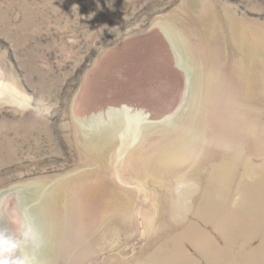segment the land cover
Segmentation results:
<instances>
[{
	"label": "rangeland",
	"instance_id": "rangeland-1",
	"mask_svg": "<svg viewBox=\"0 0 264 264\" xmlns=\"http://www.w3.org/2000/svg\"><path fill=\"white\" fill-rule=\"evenodd\" d=\"M83 179L128 199L84 225ZM5 228L36 264H264V0H0Z\"/></svg>",
	"mask_w": 264,
	"mask_h": 264
},
{
	"label": "bare ground",
	"instance_id": "bare-ground-1",
	"mask_svg": "<svg viewBox=\"0 0 264 264\" xmlns=\"http://www.w3.org/2000/svg\"><path fill=\"white\" fill-rule=\"evenodd\" d=\"M238 29L237 31H240V29ZM244 30L245 29H241V32L243 33ZM246 39H248L247 36ZM85 146L88 148L93 161H100L103 163L104 172L108 173L109 169L104 162L107 153L100 154L94 142H92L91 145L87 144ZM140 172L145 173V169H141ZM67 187L68 183L63 181L57 188L51 190L44 199V208L50 219L51 236L54 240L58 239V241L66 240L69 225L68 215L70 210H73L72 205L73 202H75L72 193L69 191L64 192ZM77 189L80 190V198L75 211L81 217V221L84 225H95L105 217L113 216L112 212H114L116 205L128 199L127 194L121 187H119V190H116V185L107 179L94 181L83 179L78 181ZM102 206L103 209L101 208Z\"/></svg>",
	"mask_w": 264,
	"mask_h": 264
},
{
	"label": "clouds",
	"instance_id": "clouds-1",
	"mask_svg": "<svg viewBox=\"0 0 264 264\" xmlns=\"http://www.w3.org/2000/svg\"><path fill=\"white\" fill-rule=\"evenodd\" d=\"M43 103L47 104V102ZM51 107L45 106L42 111L34 110L35 115L38 118L46 117L50 114ZM22 237L19 239L10 235L6 228L0 229V264H36V257L23 251L26 242L30 239L29 231H23Z\"/></svg>",
	"mask_w": 264,
	"mask_h": 264
}]
</instances>
